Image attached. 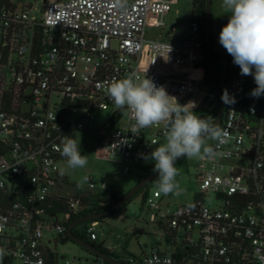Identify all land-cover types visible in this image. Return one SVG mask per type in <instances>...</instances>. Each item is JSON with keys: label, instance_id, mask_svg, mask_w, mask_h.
Wrapping results in <instances>:
<instances>
[{"label": "built area", "instance_id": "1", "mask_svg": "<svg viewBox=\"0 0 264 264\" xmlns=\"http://www.w3.org/2000/svg\"><path fill=\"white\" fill-rule=\"evenodd\" d=\"M176 4L127 0L121 10L115 0H61L1 9L0 43L7 55L0 54V264H50L51 254L54 264H81L56 258L52 246L65 235L64 223L82 210L79 197L59 194L65 184L58 163L66 158L58 149L93 121L94 110L114 106L105 91L112 80L134 73L180 105L197 108L210 101L198 23L177 43L146 35L165 27ZM229 61L234 70L224 77L222 95L226 91L235 103L223 100L220 125L228 136L222 144L213 140L212 154L201 158L199 193L172 210L145 202L151 222H166L171 253L152 250L124 264H264V95L252 97L254 78ZM123 113L126 120L100 137L94 155L117 162L127 174L125 165L146 155L164 128L132 132L128 111L112 117ZM86 183L92 193V178ZM51 199L68 200V212L57 220L47 216ZM97 224L74 229L96 241ZM44 231L54 233L52 243L45 244Z\"/></svg>", "mask_w": 264, "mask_h": 264}, {"label": "rangeland", "instance_id": "2", "mask_svg": "<svg viewBox=\"0 0 264 264\" xmlns=\"http://www.w3.org/2000/svg\"><path fill=\"white\" fill-rule=\"evenodd\" d=\"M36 3L39 2L36 1ZM191 9L192 0H177V4L172 7L171 12L165 18V27L163 29L147 30V37L161 38V40L171 43H177L188 38L191 34ZM230 14L224 8L223 0L212 1V54L214 57H219L217 66H214L216 74H218L217 70L221 71V73L223 72L222 70L226 67L228 58L232 57L219 43V34L228 23ZM207 94L210 101L197 108L193 107L192 111L197 116L209 121L217 107L215 95L210 90ZM115 111H118L115 106L107 111L94 110L92 113L93 121L83 131L73 137L80 146L81 154L87 156L88 163L84 168L73 170L67 166L66 159L59 161L58 170L60 173H63L61 175L67 180L64 189L59 192L60 195L77 197V195L86 194L88 192V185L84 182V177L92 178L94 185V190H91L92 193L100 191L102 186H104L108 190H114L119 195H123L141 178L146 176L147 168L154 166V161H146L141 158L139 161L125 165L129 168V172L123 174V167L117 162L98 160L95 157L94 149L98 143L97 136L100 131L105 130L106 132H110L126 120V114L123 113L116 124L111 127L109 122ZM210 141L211 139H208L207 143ZM164 142V137L159 138L157 144L147 154H150ZM117 160H119V157L115 159V161ZM200 162L201 158L199 157H186L185 163L175 165L178 170L176 182L180 185L179 195L175 193L168 195L159 193L156 186V178L152 186L146 190L148 199L158 204L162 211H166L167 209L172 210L192 202L196 198V194L199 193L196 176L197 166ZM211 198L212 196L209 195L208 200H211ZM165 224L166 222L160 219L154 222L150 221L147 204H144L142 207V196L139 194L122 210L105 218L103 222L98 223L95 233L97 235V242L103 243L112 253L118 252L122 244L127 242L128 252L136 257L142 256L141 250L145 254H149L152 250L157 249L161 253L170 254L171 249L167 250L164 239L163 228ZM53 237V232L44 231L43 240L46 245L49 241L52 243ZM57 253L59 257H64L68 260L75 259L81 264H94L93 258L80 246L72 242H59Z\"/></svg>", "mask_w": 264, "mask_h": 264}, {"label": "clouds", "instance_id": "3", "mask_svg": "<svg viewBox=\"0 0 264 264\" xmlns=\"http://www.w3.org/2000/svg\"><path fill=\"white\" fill-rule=\"evenodd\" d=\"M115 3L118 9L124 10L127 0H115ZM223 6L231 14L219 34V43L239 66L240 74L254 78L257 87L251 91V96L259 98L264 95V0H223ZM105 91L116 109L130 113L134 120L132 132L163 125L165 142L142 156L146 161H154L153 171L158 173L156 186L163 195L180 194V185L176 182L178 170L174 164L178 158L211 155L213 149L207 145V140L222 144L228 136L219 124H210L194 114L192 103L178 104L163 87L155 86L146 77L141 80L134 73L128 74L112 80ZM222 99L235 103L226 91ZM58 150L70 169L84 168L88 163L74 138L66 139ZM87 180L88 177H84V182ZM4 255V249L0 248V262Z\"/></svg>", "mask_w": 264, "mask_h": 264}, {"label": "trees", "instance_id": "4", "mask_svg": "<svg viewBox=\"0 0 264 264\" xmlns=\"http://www.w3.org/2000/svg\"><path fill=\"white\" fill-rule=\"evenodd\" d=\"M38 1L39 5H43L47 3L49 0H0V11L1 9H10V10H19L23 9L25 5H31L32 2ZM205 2L206 0H192V9H191V23L196 22L198 23L199 26V33L202 37V49L204 50V20H205ZM212 26V24H211ZM212 41H213V33H212ZM0 54L2 56V59H4L7 55L5 49L2 47V43H0ZM219 57H214L213 56V63L214 66L217 64V61ZM232 57H229L228 60H230ZM202 66L205 69V84L209 87L210 92L214 95V92L208 82L207 76H206V64H205V59L202 61ZM214 72H215V67H214ZM216 78H218V75L215 73ZM216 117V111L213 112L210 124H213L215 121ZM118 121V116L112 117L111 121L109 122V125L114 126L116 122ZM100 139V138H99ZM98 139V141H99ZM186 157L181 160L177 165L185 163ZM154 169V166H151L146 169V175L150 172H152ZM142 179V178H141ZM140 179V180H141ZM64 184H67V180L65 177H63ZM155 180L151 181L147 186H145L143 189H141L133 198H135L137 195L141 194L142 196V207L144 206L145 202L147 201V192L148 188H150ZM122 195H119L116 191L114 190H108L105 187H103L100 191L96 193H86L84 195H77V198L79 197L82 204V210L77 214V215H71V217L64 223V227L67 229V227L74 222L77 219H80L84 216L93 214V213H101L111 207L113 204H115ZM133 198L128 201L124 206H122L120 209L117 211L112 212L110 215L107 217H110L112 214L122 210L127 204H129ZM67 199H61V200H56V199H51L49 200L45 206L47 208V216H49L53 220H57L60 216L66 214L68 212V206H67ZM105 217V218H107ZM104 218V219H105ZM98 220L97 223L103 222V220ZM164 230V239L165 243L169 244V239L170 235L169 232L167 231L166 227L163 228ZM73 234L77 236L79 239L87 242L90 244L92 247L96 248L102 253H105L112 259L119 261L121 263H126L128 258L135 257L131 253L128 252L127 246H125V243L121 247V249L118 252L112 253L111 250L107 249L103 243H98L96 241H91L89 238L86 237L85 232L81 231L78 232L75 229H73ZM62 243L70 242L69 239L64 235L61 239ZM158 250V249H157ZM88 253V252H87ZM144 252L141 250V254ZM175 253H178L175 252ZM89 254V253H88ZM95 262H102L103 264H108L104 261H101L98 257L89 254ZM50 264H54V258L53 255H50Z\"/></svg>", "mask_w": 264, "mask_h": 264}, {"label": "water", "instance_id": "5", "mask_svg": "<svg viewBox=\"0 0 264 264\" xmlns=\"http://www.w3.org/2000/svg\"><path fill=\"white\" fill-rule=\"evenodd\" d=\"M212 1L213 0H206L205 2V20H204V59L206 64V76L208 79V82L214 92V95L217 98V109H216V117L213 124H219L221 123L222 119V113H223V99H222V90L220 89L218 80L216 78L215 72H214V63H213V54H212V19H211V12H212ZM232 70L226 69L227 75H230ZM102 135V134H101ZM184 157L178 158L174 164H178L181 162V160ZM158 178V173L155 171H152L148 173L144 178H142L139 182L136 183L127 193L121 196V198L113 204L111 207L106 209L105 211L101 213H93L87 216H84L80 219L75 220L72 222L66 229L65 236L69 239L70 242L80 246L83 250L88 252L91 255H94L98 257L101 261H104L108 264H123L119 261H116L106 255L105 253L100 252L96 248L92 247L87 242L79 239L77 236L73 234V229L81 224L88 223V222H97L98 220H102L108 215H110L112 212L117 211L122 206H124L128 201H130L141 189H143L145 186H147L151 181ZM62 237H58L53 241V250L55 252V257H58L57 253V242L58 240H61Z\"/></svg>", "mask_w": 264, "mask_h": 264}, {"label": "flooded vegetation", "instance_id": "6", "mask_svg": "<svg viewBox=\"0 0 264 264\" xmlns=\"http://www.w3.org/2000/svg\"><path fill=\"white\" fill-rule=\"evenodd\" d=\"M217 66V65H216ZM216 69V68H215ZM226 69H230V70H234V67H233V64L228 60L227 61V63H226V67L224 68V70H222L223 72L221 73V71H218L217 70V75H218V78H217V80H218V83H219V86H220V89L222 90V87H223V80H224V77H226L227 76V73H226ZM211 121H209V123H210ZM221 122H222V119H221ZM220 125H221V123H220ZM219 125V126H220ZM111 127H113L112 125H110ZM106 133H108V132H106L105 130H103V131H100V133H99V135L97 136V139H99L101 136H103V135H105ZM102 134V135H101ZM213 140H211L209 143H207V145L209 146L210 144H211V142H212ZM185 158V157H184Z\"/></svg>", "mask_w": 264, "mask_h": 264}, {"label": "crops", "instance_id": "7", "mask_svg": "<svg viewBox=\"0 0 264 264\" xmlns=\"http://www.w3.org/2000/svg\"><path fill=\"white\" fill-rule=\"evenodd\" d=\"M156 39H157V40H160V41H164V40H161V38H156ZM164 42H167V41H164ZM168 43H171V42H168ZM120 112H121V111H120ZM120 116H121V114H120ZM139 181H140V180H139ZM139 181H138V182H139ZM135 185H136V184H135ZM133 186H134V185H133ZM133 186H132V187H133ZM132 187H131V188H132ZM131 188H129V190H130ZM129 190H128V191H129ZM128 191H127V192H128ZM127 192H125V193H127ZM125 193H124V194H125ZM124 194H123V195H124ZM123 244H124V243H123ZM123 244H122V246H123ZM122 246H121V247H122ZM125 246H127V242H125ZM106 248H107V247H106ZM107 249H108V248H107Z\"/></svg>", "mask_w": 264, "mask_h": 264}]
</instances>
